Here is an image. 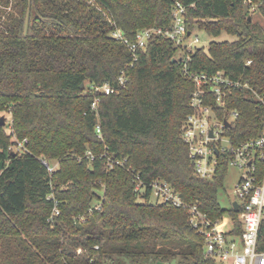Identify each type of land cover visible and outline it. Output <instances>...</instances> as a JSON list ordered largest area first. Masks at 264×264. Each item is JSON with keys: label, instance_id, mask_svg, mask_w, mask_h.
Masks as SVG:
<instances>
[{"label": "trees", "instance_id": "16d2710c", "mask_svg": "<svg viewBox=\"0 0 264 264\" xmlns=\"http://www.w3.org/2000/svg\"><path fill=\"white\" fill-rule=\"evenodd\" d=\"M253 1L254 12L241 0H0V111L25 149L11 150L0 124V264H211L187 211L152 201L148 185L161 179L211 218L224 215L225 160L213 179L199 178L182 140L193 89L183 68L246 84L221 109L238 113L228 129L234 142L257 137L264 1ZM176 2L187 32L233 38L188 53L156 35L133 60L112 36L133 41L168 27ZM104 84L117 91L94 90ZM105 147L122 164L108 167Z\"/></svg>", "mask_w": 264, "mask_h": 264}, {"label": "built area", "instance_id": "2783aa9c", "mask_svg": "<svg viewBox=\"0 0 264 264\" xmlns=\"http://www.w3.org/2000/svg\"><path fill=\"white\" fill-rule=\"evenodd\" d=\"M241 1L251 12L256 11L258 4L253 0ZM184 10V6L176 2L173 5L172 22L168 27L143 29L136 33L133 41L125 38L119 30L113 31L112 36L128 47L133 60L137 59V52L144 49L148 41L156 35L167 37L182 51L191 53L199 40L195 37L186 43L191 33L186 30ZM187 59H190L189 54ZM249 63L250 61H247V64ZM130 65L132 66L133 62ZM183 69L184 74L192 80L193 89L189 96L190 112L182 124V140L188 147L194 173L199 178L213 179L217 175L221 158L227 165L225 178L230 167L239 170L240 174L233 183V197L227 210L235 212L236 217L230 214L229 228L223 229V215L220 218H211L197 203L184 201L169 183L161 179L149 183L150 195L156 202L169 203L187 211L189 223L202 236L203 249L212 260L211 264H264V119L257 137L234 142L228 134V129L238 113L231 111L226 114V110L222 112V109L232 89L246 84L232 79L225 72L191 73L186 63ZM118 80L123 84L124 76L121 75ZM94 90L105 94L117 91L109 84L95 87ZM259 100L264 107V96L259 97ZM97 102L96 97L91 109H96ZM225 122H228L229 126H226ZM96 133L101 137L99 124L96 125ZM106 149L105 147L103 156L106 157L108 167L122 164L113 160ZM87 155L91 156L89 152ZM47 167L50 172L54 170L52 166ZM136 180L135 189L141 192L142 183L137 177ZM233 203L237 204V210L234 209ZM58 214L59 210L55 206L52 215Z\"/></svg>", "mask_w": 264, "mask_h": 264}, {"label": "rangeland", "instance_id": "374dc122", "mask_svg": "<svg viewBox=\"0 0 264 264\" xmlns=\"http://www.w3.org/2000/svg\"><path fill=\"white\" fill-rule=\"evenodd\" d=\"M195 37L198 38V40H199L197 43V46H203L205 48L207 47V44L211 40H225V39H232L233 38L232 36H229L226 33H222L218 37H210L204 31H200V30L196 29L191 33V37H190V39H188L186 41V43L190 42V40L194 39ZM1 116H4V118H5V123H4L5 131L7 134L11 135L10 141L13 142V144L10 146V149L15 151V152L24 151L25 149L23 146V141L12 133L13 129H12V123H11L9 113L5 112V111H0V117ZM50 163H51L50 166H52L54 168L57 166L55 161H51ZM239 174H240V172L237 168L230 167L228 170V174L224 180L223 187L219 191L220 205L224 209H226V211L222 217V222H221V226L223 229L229 228V219H230L231 215L227 210L230 207V202H231V199L233 197V195H232L233 183ZM151 200L155 201V199L153 197H151ZM165 264H176V262L174 260H172V261H170V263L167 262Z\"/></svg>", "mask_w": 264, "mask_h": 264}, {"label": "water", "instance_id": "95a60500", "mask_svg": "<svg viewBox=\"0 0 264 264\" xmlns=\"http://www.w3.org/2000/svg\"><path fill=\"white\" fill-rule=\"evenodd\" d=\"M248 18L251 19L250 16ZM4 123H5V118H4V116H1L0 117V124L1 125H4ZM225 125L226 126H229L228 122H225ZM1 168H2V162H0V170H1ZM233 205H234V209L237 210V204L236 203H233ZM156 264H163V263L162 262H157Z\"/></svg>", "mask_w": 264, "mask_h": 264}]
</instances>
